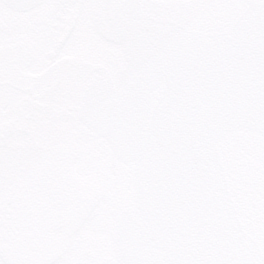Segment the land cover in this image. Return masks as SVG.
Wrapping results in <instances>:
<instances>
[{
  "label": "water",
  "instance_id": "obj_1",
  "mask_svg": "<svg viewBox=\"0 0 264 264\" xmlns=\"http://www.w3.org/2000/svg\"><path fill=\"white\" fill-rule=\"evenodd\" d=\"M3 2L28 12L43 0ZM100 10L123 67L117 81L92 78L73 115L128 168L119 263L258 264L264 246L247 235L233 192L264 237V169L232 157L229 181L221 152L235 135L264 139V0H238L231 31L218 34L157 20L139 0H101Z\"/></svg>",
  "mask_w": 264,
  "mask_h": 264
},
{
  "label": "rangeland",
  "instance_id": "obj_2",
  "mask_svg": "<svg viewBox=\"0 0 264 264\" xmlns=\"http://www.w3.org/2000/svg\"><path fill=\"white\" fill-rule=\"evenodd\" d=\"M186 1L199 21L209 15L219 19L225 10L223 1L218 6L214 0ZM98 3L44 0L18 13L0 0V193L9 180L28 178L39 167L43 148L48 161L57 160L58 170L69 165L63 187L74 197L49 212L48 252L35 238L38 228L22 234L14 247L4 249L7 241L0 239V264H6L11 248L17 264H119L114 241L119 185L112 149L106 139L83 131L73 115L85 85L96 75L116 79L122 63L121 46L99 31ZM28 115L35 116L30 121ZM241 140L264 148V140ZM245 223L246 232L255 235ZM55 240L59 249L52 257Z\"/></svg>",
  "mask_w": 264,
  "mask_h": 264
},
{
  "label": "flooded vegetation",
  "instance_id": "obj_3",
  "mask_svg": "<svg viewBox=\"0 0 264 264\" xmlns=\"http://www.w3.org/2000/svg\"><path fill=\"white\" fill-rule=\"evenodd\" d=\"M73 1L75 0H70V2ZM139 1L144 12L153 16L155 19L181 22L182 25L190 31L201 34L229 32L239 14L238 0H214V2H212L213 5L215 4L214 6L220 5L221 1L225 3L223 15L219 19L216 17L211 18L212 15H209V17L205 19H200V21L196 20L193 14H191L192 12L189 11L190 3L188 2L177 3L174 0ZM157 1L159 3H156ZM185 3L186 5H184ZM97 13L98 24L103 26V12L98 8ZM121 67L122 63L120 68ZM36 105L37 104L34 103L32 110H35ZM33 116L35 115H28V120L30 119L31 121ZM29 125L30 124H27L25 126L26 130L29 129ZM34 126L35 125H32L33 128H36ZM241 137V135H235L229 138L223 143L222 147V160L227 168V175L231 181L234 178V173L230 169V159L232 157L239 161H254L260 164L264 169V148L259 145L248 146L247 144L244 146L239 144L241 142L244 143ZM255 139L257 138L255 137ZM45 151L43 148H40L42 162L36 170L30 172L31 175L28 178L9 180L7 184L8 189L0 193V239L5 238L7 241V244L3 245L4 249L9 245L10 247H14L20 240V237H22V234H27L31 230L40 228L42 231H40L35 238L40 240L41 251L46 247V251L48 252V247L44 245V242L47 241V237L44 235V223L49 217V212L51 211L50 213L53 215L59 210L57 207L65 206L74 199L73 192L63 187L64 183L62 178H64L65 173L70 170L69 165L64 166V170H58L57 160L52 159L48 161V153ZM226 152H229L227 157L225 155ZM255 155L259 157V160L254 159ZM234 194L240 219L244 225L246 224L245 221H248L251 232L255 234L250 236L264 246V237H262V232L260 230L262 226L258 223L257 212L253 211L252 207H247V204L244 203V198L240 197V194L235 192ZM36 248H38L37 244ZM16 252V250L11 248L9 258L4 257L6 264H17L19 257H17ZM46 256L45 258H41L43 262L47 261Z\"/></svg>",
  "mask_w": 264,
  "mask_h": 264
},
{
  "label": "bare ground",
  "instance_id": "obj_4",
  "mask_svg": "<svg viewBox=\"0 0 264 264\" xmlns=\"http://www.w3.org/2000/svg\"><path fill=\"white\" fill-rule=\"evenodd\" d=\"M58 246H57V241H53L51 243V246H50V252H51V255L50 256H55L57 254V250H58Z\"/></svg>",
  "mask_w": 264,
  "mask_h": 264
},
{
  "label": "snow or ice",
  "instance_id": "obj_5",
  "mask_svg": "<svg viewBox=\"0 0 264 264\" xmlns=\"http://www.w3.org/2000/svg\"><path fill=\"white\" fill-rule=\"evenodd\" d=\"M252 264V262H250ZM258 264H264V257H260Z\"/></svg>",
  "mask_w": 264,
  "mask_h": 264
},
{
  "label": "trees",
  "instance_id": "obj_6",
  "mask_svg": "<svg viewBox=\"0 0 264 264\" xmlns=\"http://www.w3.org/2000/svg\"><path fill=\"white\" fill-rule=\"evenodd\" d=\"M157 99V97H155V100ZM261 141V140H260ZM126 178V177H125ZM125 182V181H124Z\"/></svg>",
  "mask_w": 264,
  "mask_h": 264
}]
</instances>
